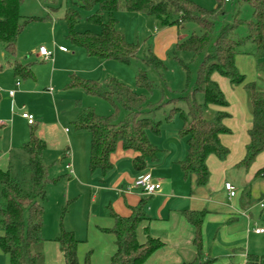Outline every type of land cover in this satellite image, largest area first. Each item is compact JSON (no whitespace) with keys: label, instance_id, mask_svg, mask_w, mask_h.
Returning <instances> with one entry per match:
<instances>
[{"label":"trees","instance_id":"1","mask_svg":"<svg viewBox=\"0 0 264 264\" xmlns=\"http://www.w3.org/2000/svg\"><path fill=\"white\" fill-rule=\"evenodd\" d=\"M48 11L56 9V0H43ZM228 2V1H227ZM247 3L251 9V19L244 22L233 18L231 22L223 21L226 14L224 0H217L216 8L206 11L188 0H75L78 9L94 14L87 18V23L99 28L98 33L77 32L80 20L77 9H67L63 15L66 25V39L75 47L82 49L86 56L99 61H116L128 63L135 56L134 46L127 44L118 29L115 13L129 12L151 16L162 27L175 28V59L177 53H188L193 61L198 60L193 81L187 82L185 88L170 100H160L149 104L143 94L126 86L115 78H107L101 83L82 80L70 75L66 85L69 89L81 90L89 97L99 98L113 107L108 116L98 115L93 109L80 108L72 126L76 131L89 135V171L106 176L111 170L110 157L118 145L123 150L135 153L131 161L135 172H143L148 163L157 161L159 150L149 142L148 134L159 135L161 121L155 120V113L169 103L172 108L164 116L166 122L178 115L181 128L178 136L185 140L186 156L180 163L183 176L194 177L198 187L209 180L206 165L207 158L215 157L223 161L228 150L220 143V136L229 134L224 121L229 118L228 103L214 76L224 78L231 87L241 86L247 100L251 126L247 131L248 143L243 159L237 168L247 171L256 157L264 152V90L254 82H245V77L236 69L237 56L246 44L251 47L250 55L256 61L255 70L264 76V0H238ZM23 0H0V44L5 59L11 61L16 78H30L29 66H22L14 61L15 44L23 27L35 21L21 22L19 14ZM192 23L199 27L201 34H191L180 39L179 33L185 24ZM245 27L243 39L236 38V30ZM144 64L156 73L164 66L153 54L149 53ZM154 83L145 72L135 75L137 90L152 91ZM197 96L201 97L199 102ZM182 104L184 110L175 105ZM79 105V104H78ZM80 107V106H79ZM210 109H213L211 112ZM120 112H123L121 116ZM46 145L30 132L28 141L20 152L22 167L19 173L14 166L0 170V253L8 257L9 264H43V203L46 187L62 177L50 178L43 162ZM264 178V169L256 173ZM264 200V197L260 199ZM146 199L139 200L131 209L128 217H121L109 211L111 225L101 229L113 238L114 252L108 264H143L153 253L162 247L158 240L147 238L139 244L136 231L142 221L147 220L144 212ZM64 212V211H63ZM206 212H182L183 218L193 229V246L196 256L193 261L182 264H206L202 260L201 227ZM63 258V264H90L88 252L82 260L78 257V241L72 232H67L59 225V232L54 239ZM245 264H264V255L247 254Z\"/></svg>","mask_w":264,"mask_h":264},{"label":"crops","instance_id":"2","mask_svg":"<svg viewBox=\"0 0 264 264\" xmlns=\"http://www.w3.org/2000/svg\"><path fill=\"white\" fill-rule=\"evenodd\" d=\"M47 20L50 21V19ZM174 39L176 40V38ZM17 41L18 38L15 50ZM155 41L163 46L171 42H166L164 35L157 37ZM56 53L67 55L69 52L68 50L61 52L58 48H54L51 58L43 60L39 57L37 50L36 57L45 63H49L48 65L54 69ZM0 57L5 59L1 44ZM14 61L17 62L15 58ZM5 64L6 70H9L12 74L9 75L7 71L3 74L0 65V83L3 79L8 82L13 79L11 81L13 89L10 88V84L5 88L8 92L14 91V94L10 97L8 92H0V170L3 171L9 165L13 166L11 153L18 147H14L13 142L22 143L27 137L26 127L32 129L37 124L28 125L20 117V114L23 112H29L30 115L36 114L37 107L43 101L47 100L51 103L55 100V93L59 90L55 84L59 87L60 83V86H62L63 84L67 85L69 82V75L68 80L65 77L63 80L62 76L57 79L58 75L55 76L57 72L54 70L48 82L49 87L40 88L39 83L34 84L28 81V79H34V70L29 64L27 66H29L32 76L23 79L27 81L21 84L19 78L14 76L11 61L5 59ZM97 65L98 67L101 66V64ZM107 78V76H104V80ZM220 78L219 76L213 77L222 91L221 85L224 84L219 82ZM56 79L57 81L54 84ZM17 81L19 86H15ZM85 105L94 107L90 103ZM232 107L228 103L227 113L229 118L224 121L230 133L220 136L219 140L221 145L228 150L226 162H228L230 156L234 157L229 161V164L224 163L225 159L219 161L213 156L208 157L206 165L209 171V180L202 187L196 186L194 177L185 178L180 170V163L186 156V145L185 140L181 139L175 131L159 133L156 137L151 133L148 134L149 142L159 150V153L157 161L148 163L143 172H135L132 169L131 161L135 153L130 150H123L118 145L110 157L112 168L104 177L99 172H96L93 177L87 175L89 135L86 137L85 148L80 159L77 158L69 141L70 148H65L62 157L56 162H52V169L58 166L52 173V178L62 177L61 180L71 181L74 184L78 181H88L83 183L82 186L88 188L90 208L96 202L99 203V211L88 217L86 230L88 244L83 247V251L91 249L93 253L91 264H108V260L114 252L113 238L101 232V229L108 228L111 225L109 211L111 210L121 217H128L131 214V209L143 198L146 199L144 212L148 219L139 224L136 231L137 241L139 244H143L149 237L162 243V247L143 264H182L194 260L196 249L193 246V229L183 218L182 212L184 211L206 212L201 227L202 260L206 264H245L247 254L264 255V247L260 238L264 233L255 234V229L251 231V225H254V222H252L250 214V210L254 206L250 195L251 184L255 179L264 181V178L256 176L259 170L264 169V152L256 157L246 173L244 171L245 186L238 191L235 183L228 178L229 174L236 178L242 175L239 172L241 169L237 168V164L244 156L245 146L248 143L247 131L251 126V119L248 114V119L237 125V119L233 117ZM26 109L29 111L26 112ZM62 132L66 137V141H68L70 138L68 129L63 128ZM6 136L9 137L7 147L3 144ZM20 148L18 149L20 150ZM66 166L69 168L67 169ZM232 168L237 171H233ZM143 173H149L152 181L160 185L158 193L144 196L139 188L133 186L134 180ZM224 183H230L235 187L236 196L233 199H228L223 187ZM52 241L56 245L57 256L56 263L53 264H63L59 247L54 240ZM45 248L46 243L44 242L43 253ZM80 254H82V248L79 249Z\"/></svg>","mask_w":264,"mask_h":264},{"label":"rangeland","instance_id":"3","mask_svg":"<svg viewBox=\"0 0 264 264\" xmlns=\"http://www.w3.org/2000/svg\"><path fill=\"white\" fill-rule=\"evenodd\" d=\"M194 5L202 8L206 11H212L216 8L217 0H188ZM75 0H56V9L54 11H48L43 0H23L20 7L19 14L21 22L30 21L34 18L35 21L28 22L18 36L14 58L22 65H31L34 70V79H28L31 83H39L40 88L49 87V80L52 72L55 70L58 75L57 79L62 76V79L68 80V75H74L82 80H90L95 83H101L104 80V76L108 78L112 77L118 81L124 83L126 86L134 89L139 94H143L147 98L149 104H156L160 100L167 101L181 92L187 82L193 81L197 61H193L192 57L188 53H177L174 58V44L176 34L173 27H162L151 16L140 15L129 12H117L114 15V19L117 22L118 29L123 34L127 44L135 47V56L130 58L129 62L119 63L116 61H99L96 58L86 56L85 52L72 45L67 39L66 25L63 21V15L67 9H77L79 11L80 20L75 27L77 32H93L98 33L99 28L87 23V18L94 14L96 8L90 11L80 10L77 5L74 4ZM226 14L223 21L229 23L233 18L241 19L245 23L251 19V9L244 2H238V0H228L223 4ZM47 19H50L48 21ZM191 34H201L199 27L195 24H185L179 33L180 39H186ZM166 37V43L164 46L156 43L157 37ZM236 38L243 39L246 35L245 27L240 26L236 30ZM62 46L68 50L67 55L56 53L54 59H56V65L54 69L48 64L36 57V52L39 47H43L47 52L53 51L54 48ZM251 47L245 45L241 48L242 54L237 56L235 66L239 74L245 77V82H254L257 87L264 90V76H259L256 72V61L252 55H250ZM149 53L153 54L158 60H160L164 66V70L160 73H156L152 68L146 66L142 61ZM97 64H101L98 67ZM0 65L2 67L3 74L5 71L11 75L9 70H6L5 59L0 57ZM145 72L148 79L154 83L152 91H142L135 88V75L138 72ZM11 77V76H10ZM57 79L54 81H57ZM224 85L222 86V92L225 95L228 103L232 105L233 117L237 119V125L244 123L248 119L249 110L247 107V100L244 91L241 86L230 87L228 82L224 78H220ZM13 81V79H11ZM7 80H1L0 92H8L5 88L10 84V88L13 89V83ZM21 84L27 80L19 78ZM61 84V83H60ZM59 87L56 92V98L49 103L45 100L36 109V114L32 115L35 119V127L32 129L26 126L27 137L22 143L13 142V146H18L11 153L12 164L16 173H19V167H22L20 157L24 159L21 154L20 146L28 141L31 131L35 136L46 145V150L43 154V162L47 167L48 176L52 178V173L56 168L52 169V162L59 160L65 148L69 147V141L73 150L75 151L77 158H81V154L85 148L86 137L88 134L83 131H76L72 123L76 119L80 108H91L98 115L108 116L113 113V107L106 101L99 98H92L85 95L81 90H73L66 87L65 84ZM50 99V98H49ZM198 101H201V97L197 96ZM93 104L94 107L86 106L85 104ZM80 104V105H78ZM80 106V107H79ZM184 110L182 104L175 105ZM172 108V104H168L160 111L155 113V120L161 121L160 133H167L168 131H175L176 133L181 128V120L176 115L170 122L164 120V116ZM211 112L213 109H210ZM29 110L26 109V112ZM29 114V112H28ZM123 116V112H120ZM66 128L69 131V140L66 141V137L62 132V129ZM236 133V132H233ZM25 135V133H23ZM25 135V136H26ZM157 135H155L156 137ZM88 141V138H87ZM9 137H5L3 144L8 146ZM19 144V145H17ZM88 145V144H87ZM71 151V149H70ZM228 156V155H227ZM234 156L225 158L224 163L229 164V161ZM64 164V163H63ZM233 171H237L232 168ZM243 171V172H242ZM242 175L236 178L232 174H229L230 180H232L237 190H241L244 183V170L239 171ZM87 175L93 177L96 172L91 173L89 167L87 168ZM69 182V181H68ZM65 180H58L50 183L46 188V197L43 203V226L42 237L46 243L44 251L43 264L56 263V245L53 243L59 232V225L62 224V228L67 232H72L75 238L80 241L78 246V257L83 259L88 252L90 255V264L92 258L91 249H85L87 243V225L88 217L93 216L99 211V203L92 205L90 208V201L88 196V188L82 186L84 181H78L75 184L71 181L68 183ZM245 188V187H244ZM248 190V189H247ZM251 200L254 206L250 210L252 222L251 231L256 228L264 229V209H260L257 205L261 198L264 197V181L255 179L250 187ZM256 204V205H255ZM91 209V211H90ZM64 211V212H63ZM262 239V246L264 247V235L260 237ZM82 248V254L79 255V249ZM0 264H9L8 257L0 253Z\"/></svg>","mask_w":264,"mask_h":264},{"label":"built area","instance_id":"4","mask_svg":"<svg viewBox=\"0 0 264 264\" xmlns=\"http://www.w3.org/2000/svg\"><path fill=\"white\" fill-rule=\"evenodd\" d=\"M224 1L227 2L228 0H224ZM58 50L61 52H66V49L63 47H58ZM38 55L43 60H49L51 58V53L47 52L43 47H40L38 49ZM15 86H19L18 81L16 82ZM48 91L50 92L51 90L49 89ZM13 94H14V91L8 92V95L10 97H12ZM20 117L23 120H25L26 123L30 126L34 125V123H35L34 117L28 113L23 112L20 114ZM66 168L68 169L69 167L66 166ZM133 186L139 188L144 196H151V195H154L160 191V185L158 183L152 181L149 173H143V174L139 175L134 180ZM223 187H224V190L226 192L228 199H233L236 196V189H235V187H233V185H231L230 183H224ZM258 206H259V208L264 209V200H261L258 203ZM254 233L255 234H262V233H264V230L263 229H255Z\"/></svg>","mask_w":264,"mask_h":264}]
</instances>
